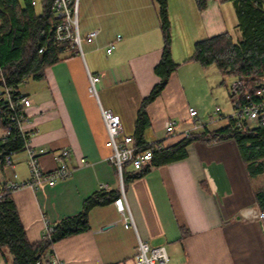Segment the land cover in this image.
Listing matches in <instances>:
<instances>
[{
    "label": "crops",
    "instance_id": "1",
    "mask_svg": "<svg viewBox=\"0 0 264 264\" xmlns=\"http://www.w3.org/2000/svg\"><path fill=\"white\" fill-rule=\"evenodd\" d=\"M229 3L207 0L201 10L195 0H168L172 57L179 66L147 107L151 125L144 132L145 142L166 148L184 139L186 132L200 130L189 108L199 107L194 93H204L212 84L206 75L209 67L189 59L196 42L225 32L232 35L224 13ZM78 17L84 57L71 48L45 70L42 80L29 79L20 86L31 101L26 125L30 146L49 152L39 158L42 170H54L55 155L64 149L71 151L68 165L73 170L53 186L12 192L32 244L44 238L48 226L81 213L96 192L120 193L100 105L116 113L123 136L134 139L141 103L161 81L155 68L164 40L154 0H79ZM94 30L98 35L89 42ZM89 73L101 78L99 100L89 93ZM197 110L201 124H206L202 109ZM169 120L176 123L175 133L166 131ZM187 152L186 159L151 167L139 176L140 171L125 166L123 186L137 230L124 226L111 199L91 209L89 231L55 243L51 251L64 264H137L141 240L165 246L169 264H264V219L243 217L249 208L260 209L254 193L264 188V174L247 177L231 141H198ZM27 161L26 150L15 154L16 177L2 165L0 184L29 181ZM0 264H6L1 251Z\"/></svg>",
    "mask_w": 264,
    "mask_h": 264
},
{
    "label": "trees",
    "instance_id": "2",
    "mask_svg": "<svg viewBox=\"0 0 264 264\" xmlns=\"http://www.w3.org/2000/svg\"><path fill=\"white\" fill-rule=\"evenodd\" d=\"M31 1L26 0L22 6L19 0H0V83L4 79L8 86L16 90H20V86L29 79L42 80L45 70L60 62L62 54L71 49L69 44L58 43L54 38L56 19L52 0L42 2L40 13ZM154 1L158 6L164 40L162 58L155 68L161 81L143 99L138 111L134 144L141 148L153 146V143L144 141V132L151 125L147 107L160 96L171 74L179 66L172 57L168 0ZM195 1L199 9L206 8L207 0ZM220 1L233 3L241 40L235 42L232 35L225 32L198 41L194 44V52L189 60L198 62L204 68L215 65L223 77V83L225 79L239 80L241 85L238 93L229 94L233 107L239 108L245 102L247 93H254L257 88L264 86V0ZM8 115L7 108L0 111V131H10L7 137H0V172L7 155L25 150L24 139L16 128L11 127ZM208 126L202 125L200 130L190 132L170 147H155L151 167L186 159L187 147L194 142L231 141L236 146L247 177L255 178L264 174L263 123L239 124L233 116H229L224 125L217 129L211 130ZM148 170L149 167L141 169L138 176ZM12 192L5 184H0V251L6 264H48L43 259L46 253L52 252L55 243L89 231L91 209L105 205L111 199L115 200L120 194L107 196L103 190L96 192L85 201L81 213L61 220L53 227L50 238L32 244L27 239ZM254 195L259 208L264 210V188L255 191Z\"/></svg>",
    "mask_w": 264,
    "mask_h": 264
},
{
    "label": "built area",
    "instance_id": "3",
    "mask_svg": "<svg viewBox=\"0 0 264 264\" xmlns=\"http://www.w3.org/2000/svg\"><path fill=\"white\" fill-rule=\"evenodd\" d=\"M44 0H32V5L42 6ZM79 0H52V11L56 19L54 26V38L56 42L61 44H69L76 54L84 57L82 49V38L79 33V17H78ZM98 35V30L89 33L87 40L92 42ZM120 39V38H119ZM114 48L111 45L107 51L110 53ZM43 50H40L42 52ZM89 93L99 100L98 84L100 76L89 73ZM0 83V111L7 108L9 111L8 120L11 127L16 128L24 139L25 150L28 155V168L30 179L26 183L9 182L6 188L15 191L23 187L38 189L43 184L55 185L57 181L67 179L72 174V169L68 162L71 157V151L64 149L55 155L57 167L52 171H43L39 158L49 152L45 149L36 150L30 146V134L26 129L29 122L27 109L31 106V101L27 95L20 90H16L13 86H8L4 79ZM241 83L234 80L230 87V93L237 94ZM238 107V106H237ZM234 108L232 115L237 122L243 123H263L264 124V86L255 90L254 93L245 95V102ZM101 114L108 133V145L112 149V155L109 158L111 164L117 169L120 179V194L114 200L117 211L121 215V221L126 228L137 230L133 215L126 200L125 190L123 186L124 168L127 165L132 166L136 171H140L145 167L151 168L154 148H161L162 145L153 143V146L141 148L134 144L131 135L123 136V124L120 117L110 109H104L101 105ZM221 108L217 107L215 115L219 116ZM189 116L195 121L197 128L202 126L198 110L189 108ZM213 119V118H211ZM176 123L167 121L165 128L167 133H175ZM195 127V128H196ZM190 131L186 132L188 136ZM10 134L9 129L4 133L3 138ZM151 144V143H150ZM86 160L81 159V164H86ZM3 165L9 167L15 173V154L7 155L3 160ZM1 176V175H0ZM3 180V178H1ZM102 189H108V185H102ZM244 218L247 219H264V210L249 208L244 211ZM53 232L52 227H47L44 238H50ZM44 262L48 264H64L59 257L53 252H48L44 256ZM170 258L165 246H151L148 243L139 240L136 262L137 264H169Z\"/></svg>",
    "mask_w": 264,
    "mask_h": 264
},
{
    "label": "rangeland",
    "instance_id": "4",
    "mask_svg": "<svg viewBox=\"0 0 264 264\" xmlns=\"http://www.w3.org/2000/svg\"><path fill=\"white\" fill-rule=\"evenodd\" d=\"M22 6L25 5L26 0H19ZM229 9V12H228ZM42 10V6L39 5L36 7V11L40 13ZM224 13L227 17V21L231 26V33L236 42L241 40L242 34L237 25V16L234 12L233 3L226 4L224 8ZM235 24V26H234ZM210 78V82L212 86H208V90L206 92L196 91L194 93L195 103L199 105L198 109H202V113L204 114L203 121L208 125L223 124L226 122V118L232 116L234 114V107L229 98V86L234 81L233 79H225L226 81L223 83V77L220 71L217 69L215 65L208 68V72L206 74ZM221 108V113L219 116L215 115L216 108ZM196 108V109H197ZM213 118V119H211Z\"/></svg>",
    "mask_w": 264,
    "mask_h": 264
},
{
    "label": "water",
    "instance_id": "5",
    "mask_svg": "<svg viewBox=\"0 0 264 264\" xmlns=\"http://www.w3.org/2000/svg\"><path fill=\"white\" fill-rule=\"evenodd\" d=\"M37 258H39V256H37Z\"/></svg>",
    "mask_w": 264,
    "mask_h": 264
}]
</instances>
